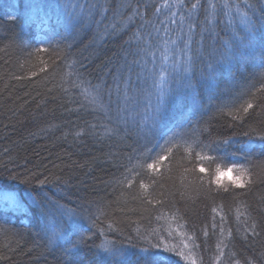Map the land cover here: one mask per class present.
Instances as JSON below:
<instances>
[{"label": "trees", "instance_id": "trees-1", "mask_svg": "<svg viewBox=\"0 0 264 264\" xmlns=\"http://www.w3.org/2000/svg\"><path fill=\"white\" fill-rule=\"evenodd\" d=\"M11 1L0 0V191L18 196L27 192L33 203L22 207L24 211L0 209V264H65V250L78 241L80 247L72 249L73 258L96 264L101 259L96 253L102 252L97 246L102 242L115 241L119 247L138 253L149 242L161 239L172 251H153H160L166 264H264V155L242 150L250 140L258 143L264 130V107H257L264 105V91H258L264 85V62L259 54L264 37L257 32L255 49L241 45L233 60L231 70L250 91L229 101L227 107H223L226 98L221 92L209 98L201 88L200 72L209 70L207 58L197 68L191 79L199 104L194 105L188 97L179 103L169 102L166 116L174 118L168 120V135L157 137L156 151L171 132L180 135L172 141L177 146L171 157L153 171L147 168L152 160L146 154L129 161V156L138 155L133 148L144 150L143 141L135 142L138 129L133 120L139 122L136 116L130 115L127 124L123 119L109 123L105 119L107 92L102 106L90 103V95L96 93L85 83L78 88L71 86V66L82 64L85 79L98 88H102L103 81L112 83L113 73L122 68L126 71L129 66L133 80L139 73L144 91L154 73L159 78L163 71L167 83L165 69L171 61L164 57H171L175 51L171 40L179 37V29L174 34L161 28L157 33L140 25L147 21L158 24L160 20L167 23L173 18L171 12L177 13L178 21L180 3L168 0L172 5L169 10L163 7L164 0H139L160 5L161 11L157 13L150 7L146 17L137 18L131 26L114 18L110 10H94L95 18L86 17L82 27L56 25L55 30L62 36H74L61 41L60 36L47 40V28L41 33L43 38H38L36 24H24L19 14L9 10ZM16 2L23 7L22 0ZM190 2L186 0L185 7ZM214 2L223 4V0ZM67 3L108 5L112 0ZM10 13L19 18L9 21ZM221 18L222 23L215 29L220 39L205 38V48L226 45L233 33L245 31L234 8ZM117 24L119 29L113 32L112 26ZM150 31L154 37L151 48L143 39H134V33L146 37ZM42 39L47 52L36 51ZM68 44L73 46L69 49ZM134 54H138L135 65ZM212 63L215 65V61ZM153 64L158 71H150ZM214 70L220 81L227 80L228 68L216 66ZM220 88H224L223 83ZM249 102L253 107L244 112ZM129 134L132 140L127 139ZM224 139L229 143H222ZM209 140L218 142L214 150L202 147ZM233 163L247 170L244 187L232 184L230 177H235L236 171L216 182V169L226 170ZM125 166L141 176L126 171ZM200 167L206 171L200 172ZM128 179L133 180L131 187ZM141 182L145 188L140 187ZM153 195L163 202L147 204ZM56 205L75 212L79 225L73 234L59 239L43 230L46 218L42 209ZM253 223L258 235H253ZM221 248L224 254L217 260ZM181 252L183 255L178 254Z\"/></svg>", "mask_w": 264, "mask_h": 264}, {"label": "snow or ice", "instance_id": "snow-or-ice-1", "mask_svg": "<svg viewBox=\"0 0 264 264\" xmlns=\"http://www.w3.org/2000/svg\"><path fill=\"white\" fill-rule=\"evenodd\" d=\"M180 3L182 11L179 14V19H175L177 16L176 12H171L173 17L167 23L160 20L158 24L151 21L142 23L140 28H152L157 33L163 28L165 33L173 32L175 34L176 29H179V37L176 40H171L173 45H176L175 51H173L171 57L165 56V61H171L170 67L165 69L167 71L168 81L165 82L164 72L159 73L160 80L154 84L155 91L148 94V102L143 105V112L138 111L141 106L140 97L144 95V89L139 84V73L136 74V80L132 78V66H129L125 71L123 68L119 73H113L114 80L112 83L108 81L102 82V88H98L96 85H92L90 81L85 79L83 71V65L77 66L73 64L72 67V82L73 88H78L81 83L88 84L89 87L96 93L90 95L88 90L85 89V94L90 95V103L97 104V106L103 105V97L105 92L108 95V112L105 114V119L109 123L115 121L124 120L125 124L128 122L130 115L139 116V122L135 119L133 123L138 129L137 144L143 141V151L140 149L133 148L134 153H138L136 156H129V161L133 159H139L142 155H147L152 160L151 163L147 164V168L156 171L161 162L169 159L173 154V149L177 146L172 143L173 140L180 135L177 132H171V135L165 141L164 145H159V151H156L158 144L157 137L163 139L168 135L166 131L168 120L174 117L166 116L168 104L170 101L182 102L184 97H188L193 101L194 105L199 104V100L196 94L195 86L192 82L191 76L196 75L197 68L208 61V71L201 70V88L207 91L209 98L215 97L217 92H221L225 96L223 107H227L229 101L234 102L240 99L243 95L249 93V89L242 82V79L237 77L235 72L231 70L233 60L237 54L240 53V47L243 45L245 49H255L256 41L254 39L257 32L264 37V0H240L238 3H230L229 0H223V4L214 2V0H192L187 3L186 0H177ZM18 8V4L14 5ZM23 7L25 9L24 23L36 24L40 29H48L45 33L47 40L55 39L57 36L61 37V41L74 38L73 33H69L66 36H62L60 32L55 30L56 25L65 24L73 29L78 26L82 27L86 17L95 18L97 14L94 10H110L114 18L125 21L131 26L137 18L143 19L146 17L148 9L150 7L155 8L156 12L161 11L160 5H147L139 2H132V0H121L120 3H116V0H112V3L108 5L97 4V3H73L69 5L67 0H24ZM163 7L171 10L172 5L168 3V0H164ZM235 9L236 14L239 15V23L245 26V31H237L233 33L231 39L226 45L214 44L208 48L204 47L203 41L205 38L219 40L220 36L215 32V29L222 23V15H227L228 11ZM241 9H244L243 11ZM259 12V17H257ZM193 13H198L193 15ZM127 14V15H125ZM19 17L15 14H8L9 21H15ZM215 21V23H214ZM175 26V27H172ZM186 26V30H185ZM119 25H113L112 31L117 32ZM199 36V40L197 37ZM134 39H143L144 43L151 48L152 41L154 39L152 32L148 33V36L136 35L134 33ZM239 41V43H237ZM41 47L36 49L37 52H47L48 48L44 47L46 41L42 39L40 41ZM168 43V41H165ZM73 45L68 44L67 47L70 49ZM143 51V49H141ZM259 54L262 62H264V45L259 48ZM153 57L155 51L152 50ZM138 54H134L133 65L136 64ZM215 61V65L212 63ZM78 63V62H77ZM216 66L220 68H228L227 80L220 81L216 71ZM153 72L158 71L155 64L150 70ZM186 74H191L186 75ZM224 84V88H220V84ZM113 84L115 89L113 92ZM258 91H264V85ZM113 94L115 99L113 100ZM253 97L255 94H252ZM251 102L247 103V107L243 108L244 112L252 108ZM257 107H264V105L258 104ZM93 128L95 125L92 126ZM127 139L132 140L131 134L127 136ZM202 144V142H200ZM224 144H228L229 140L224 139ZM148 144H153L152 148H148ZM170 145V146H169ZM218 142L215 140H209L207 144H202L204 148L215 149ZM191 148V145L189 146ZM242 150L247 153L259 152L264 155V130L259 135V142L250 140L247 144L242 145ZM156 152L155 156L151 154ZM195 155L200 157V153L196 152ZM206 159L207 157H203ZM126 171L135 173L136 177H140L141 173L136 172L135 169L129 170L125 166ZM200 172H205V168L200 167ZM236 171L238 174L235 177H230L232 184L236 187H244L247 181L244 179L246 169H243L241 165L233 163L229 166L226 171L222 172L220 168L216 169V182L219 183L220 177ZM261 172L264 173V167L261 168ZM44 183V181H40ZM127 184L129 187L133 185V180L128 179ZM153 185L157 186V182L154 180ZM141 188H145V184L141 182ZM162 187V186H161ZM211 191V189H208ZM147 204H161L163 201L158 199L155 195L146 200ZM0 205H6L12 209H18L20 207L19 201L13 192L0 191ZM63 206L56 205L42 209V215L46 218V223L43 226V230L46 233H51L52 237L57 239L64 236L73 234L79 225L75 222V212L68 210H62ZM215 211V209H213ZM98 219V218H97ZM257 225L252 224L253 235H258L255 232ZM205 235L207 233L205 232ZM131 241V237L128 238ZM191 239V238H189ZM80 242H73L71 248L65 250L67 259L65 264H92L89 260L75 259L72 249H78ZM187 247V245H185ZM98 249H102V252L98 251L96 255L100 256L101 259L96 264H166L165 257L160 251H153V249H161L163 252L172 251L168 245L161 239L157 243L149 242L148 247H144L138 253H131L128 249L119 247L115 241L113 242H102L97 246ZM183 255V253H178ZM223 249H219V255L216 257L217 260L223 255ZM133 257L136 259L134 260ZM195 264V261L193 262ZM238 264V262H237Z\"/></svg>", "mask_w": 264, "mask_h": 264}, {"label": "rangeland", "instance_id": "rangeland-1", "mask_svg": "<svg viewBox=\"0 0 264 264\" xmlns=\"http://www.w3.org/2000/svg\"><path fill=\"white\" fill-rule=\"evenodd\" d=\"M23 2H24V0H22V3ZM10 4L11 5L9 6V10L11 12L15 13V14H19L22 17L23 21H24V18H25V9H24V7H22V8H19V6H18V8L15 7L14 5H17L16 0H12ZM24 24H26V23H24ZM36 31L38 32V34H40L38 36V38H43L44 34L41 35V33L44 31V29L42 30V29L37 27ZM159 79H160V77L159 78L156 77L155 73L151 76L150 83L147 84L146 89L144 91V95L142 97H140L141 106L139 107L138 111L143 112V110H144L143 109V105L147 104V102H148V94L155 91L154 84L158 83ZM136 118L138 120L140 119L139 116H136ZM224 171H226V170H223L222 172H224ZM229 176H230V173H227L226 175H223L221 177L228 178ZM8 192H10V191H8ZM13 193H15V192H13ZM15 195H16V197H17V199L19 201V205H20V207L17 210L20 209V210L24 211V209L22 207H25V205L28 204V203H33L32 196L29 193H27V192H24L21 196H18L17 193H15ZM1 208H4L5 210L10 209V207H8L6 205H0V209Z\"/></svg>", "mask_w": 264, "mask_h": 264}]
</instances>
